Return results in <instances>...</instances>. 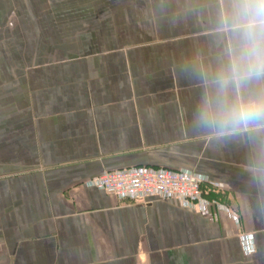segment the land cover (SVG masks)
I'll list each match as a JSON object with an SVG mask.
<instances>
[{
    "label": "crops",
    "instance_id": "1",
    "mask_svg": "<svg viewBox=\"0 0 264 264\" xmlns=\"http://www.w3.org/2000/svg\"><path fill=\"white\" fill-rule=\"evenodd\" d=\"M261 0H0V264H264ZM222 74L229 81L222 86ZM220 182L229 212L119 200L85 182L129 167Z\"/></svg>",
    "mask_w": 264,
    "mask_h": 264
},
{
    "label": "built area",
    "instance_id": "2",
    "mask_svg": "<svg viewBox=\"0 0 264 264\" xmlns=\"http://www.w3.org/2000/svg\"><path fill=\"white\" fill-rule=\"evenodd\" d=\"M85 185L113 194L121 201L157 198L176 200L184 208L203 213L226 211L239 222L238 215L229 206L210 196L214 189H225V185L204 180L192 171L164 167H129L105 171L87 180Z\"/></svg>",
    "mask_w": 264,
    "mask_h": 264
},
{
    "label": "clouds",
    "instance_id": "3",
    "mask_svg": "<svg viewBox=\"0 0 264 264\" xmlns=\"http://www.w3.org/2000/svg\"><path fill=\"white\" fill-rule=\"evenodd\" d=\"M264 3V0H261ZM231 78L237 81L253 75L264 73V44L257 40H249L238 53L230 56ZM229 81V76L222 74L220 83L222 86ZM264 113V98L259 102H250L248 104L236 103L229 104L227 100L221 99L217 102V108L213 119L226 121L229 118L239 116L247 118Z\"/></svg>",
    "mask_w": 264,
    "mask_h": 264
}]
</instances>
